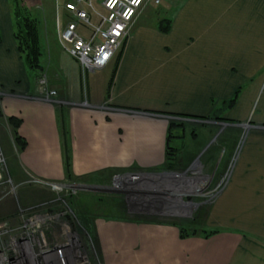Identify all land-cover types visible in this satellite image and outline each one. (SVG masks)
I'll return each mask as SVG.
<instances>
[{"label": "rangeland", "instance_id": "374dc122", "mask_svg": "<svg viewBox=\"0 0 264 264\" xmlns=\"http://www.w3.org/2000/svg\"><path fill=\"white\" fill-rule=\"evenodd\" d=\"M251 1L238 18L247 35L229 33L228 42L220 28L213 41L215 27L205 25L222 0H170L173 9L148 1L109 62L107 95L91 102L76 88L66 98L79 75L58 44L56 1L49 17V0H0V231L39 225L24 236L41 251L59 241L50 233L76 227L86 264H193L197 256L201 263L209 243L226 235L246 261L264 264V0ZM18 5L38 22V50L29 46L33 32L25 40L14 34ZM148 6L170 17L168 29L150 28ZM128 65V82L120 83ZM47 106L56 134L40 119ZM34 118L48 134H26ZM177 192H184L179 203ZM159 206L171 210L147 212ZM191 219L195 227H179ZM52 248L61 257L69 251Z\"/></svg>", "mask_w": 264, "mask_h": 264}, {"label": "built area", "instance_id": "2783aa9c", "mask_svg": "<svg viewBox=\"0 0 264 264\" xmlns=\"http://www.w3.org/2000/svg\"><path fill=\"white\" fill-rule=\"evenodd\" d=\"M69 0L56 12V34L60 48L84 70L104 68L128 38L130 25L143 6L159 0ZM15 256L0 248V261Z\"/></svg>", "mask_w": 264, "mask_h": 264}, {"label": "crops", "instance_id": "0c3cea01", "mask_svg": "<svg viewBox=\"0 0 264 264\" xmlns=\"http://www.w3.org/2000/svg\"><path fill=\"white\" fill-rule=\"evenodd\" d=\"M55 1L56 2L54 3V7H55V4L57 3L58 4L57 6L60 7L59 9H61L62 6L64 5V3L68 2L69 0H55ZM161 1L164 2V6H163L164 9H167V8L173 9L170 0H161ZM258 1L259 0L251 1L252 4L254 5V7L256 5L255 3H257ZM248 2H250V0H248ZM52 3H53L52 0H49V3H47L48 6L46 7V10L44 9L45 13L47 15H49V17L52 14L51 11L54 10ZM43 4L45 6V2ZM213 5L214 4L211 3L210 7L212 8ZM28 7H30V6H28ZM248 7L249 6L246 4V0H225V1L222 0L221 4L216 5L214 13L212 15H208V18L206 19V22H205L206 26H210L212 28L215 27L214 31L212 30L213 34L211 35V38H213V41H215L214 37L216 35H218L217 33H215L218 31L217 28L221 29V31H220L221 35L220 36H221V40L224 42H228L229 33L238 32V33H240V35H238V36H241L242 38H244L247 35L246 23H244L242 21L240 22V20H238V18L240 16L242 17V19L244 18L245 10H246V8L249 9ZM51 8H52V10H51ZM154 8H155L154 6H148L143 10L144 12L142 13V14L146 13L148 16L152 15L153 19L155 20L154 24H152L150 28H152V27L155 28V23L159 19V17L161 16L160 13L155 15V13L153 11ZM0 9H2L1 2H0ZM219 9H220V11H218ZM231 9L235 10L236 12L231 13V11H230ZM201 10H203L202 6L200 7V9H197L194 12V14L190 17L189 23L191 26H193V21L195 19H197L196 17H198L196 14H198V13L202 14L200 12ZM55 11H56V9H55ZM50 12H51V14H50ZM210 16H212V17H210ZM74 64L76 65V68H77L76 71L79 75L77 78L78 82L75 84V87H74V85L71 84L69 86V88H67L69 91V93H68L69 96L68 97L66 96V98L71 100L72 97L74 96L73 95L74 88H76L78 90V94L76 97L80 100H82V99L85 100V97L87 100V96L88 97L90 96L89 99L91 100V102H93L94 100H95V102H98V101L101 102L102 100H104L103 99L104 96L107 95L106 93H107V91H109V88H107L106 86L108 85L111 77L113 76L112 72L114 71V69H112V65L109 66V63H108V65L105 66L104 68L94 70V71H86L77 62H74ZM130 71H131V69L129 68V65H128V68H125L124 66H122V68L120 70V74H119L120 79H121L120 83L128 82L127 77L129 75ZM86 74H88V81H89L88 85H87L88 86L87 92L82 90V88H81L82 85H84L82 82V79L84 81H86V79H87V76H85ZM114 75H115V73H114ZM99 76H100V79H99ZM115 80H116V78H115ZM102 83L105 85L104 90H102V88H100ZM17 112L19 114H21L23 112V110H18ZM39 112H44L43 117L40 114V119L42 120L43 124L44 125H46L48 123L52 124L53 129L51 128V132H52V134H56V125H55L54 115H53V111H52L51 107L47 106V108L45 110H42ZM44 114L46 115V117ZM74 118L75 117H73V119ZM34 120H35V118L33 120H30L29 124H31ZM75 123L78 124L79 122L76 121ZM41 124L42 123L39 121V119L36 120L35 122L32 123V126H29V129L26 128V131H27L26 134H30V133H32V134H48L49 130L43 129L41 127ZM70 127H71V133H72L74 130V127H75V124L73 123L72 119L70 121ZM228 239L230 240V238H227L226 235H221L219 238H216L212 243H209V245L212 247V249H210V250L208 249L209 255H208L207 259L204 258V260H202L200 263V262H198V256H197V258L194 259L193 264H243V263L245 264V262L251 263V264H258L257 262L246 261L245 255L242 257V253H240L238 250H236L237 245L235 246V244H233V242L229 243ZM175 249L178 250V248H175ZM181 249H182V246H181ZM235 250H236V253H234ZM165 251L172 252V248H166ZM204 251L205 250L202 249L201 251H199L198 255ZM165 257H167V259H165V260L172 261L171 258H173V256L171 254L166 253Z\"/></svg>", "mask_w": 264, "mask_h": 264}, {"label": "bare ground", "instance_id": "6f19581e", "mask_svg": "<svg viewBox=\"0 0 264 264\" xmlns=\"http://www.w3.org/2000/svg\"><path fill=\"white\" fill-rule=\"evenodd\" d=\"M149 154H151V153H149ZM0 157H2V156H0ZM232 166H233V162H232L231 166L229 167V170H228L226 175H229L228 173L231 170ZM156 177L161 179V180H164V182H165V180H167V179H165L166 178L165 176L163 177L161 175H157ZM170 178L172 179L173 177H170ZM170 178H168V179H170ZM151 182L155 183V181H151ZM149 183L150 182H148V181L145 182L146 185ZM183 193L184 192H181V193L177 192L176 194L178 196V195H181ZM181 197H182V195H181ZM157 205H159V204L157 203ZM163 205H165V204H163ZM199 206L201 207V205H198V203H196L194 208L198 209ZM181 208L182 207H180L179 209H181ZM169 210H171V209H168L167 207L159 206V207H152V210H150V211L148 210L147 212H152L151 214L154 215L155 212L158 211L156 214L159 213L160 214L159 216H163L164 214H167V213H163V211H169ZM184 211L187 212V210H182L181 212H184ZM170 214H172V213L170 212ZM54 219L53 218L51 219V223L53 222ZM60 220H61V218H60ZM25 224L26 225L28 224V226H26L24 228V230L22 231L23 233L20 236L17 235L18 237L16 236L15 238H13L12 234L7 232L5 235L6 241L8 240V238L10 240H8V242L5 245L3 242H0V248L4 247V249H5V247H7L9 252L15 256V262L12 264H71L72 262H73L72 264H86L87 263L88 258H87V256L85 257V254H87V252H86L87 250L85 248H88V247H86V243H85L86 241L84 239H82V235L80 234V231L78 229H76V227L71 226V227H69V231L67 228L66 232H63L61 230L62 233L60 231H59L60 233L59 232H54L53 234L50 233V235H48V237H49L48 239H50V237L52 235L54 236V234H56V237L60 238L59 241L55 242V240L54 241L53 240H51V241L47 240V243H45L44 247H42L43 251H37V249L34 248L35 246L33 247V244L35 242L34 236L33 237L29 236L26 239V237L24 236V233H28L29 231H27V230H30L31 232L35 233V232H38L39 230H41V228L39 227L38 224H36L38 226H35L32 223L31 227H29V225H30L29 223L25 222ZM73 230L75 232H73ZM10 231H12V230L10 229ZM38 235H40V233H38ZM21 236H23L26 239L27 243L24 242L25 239L21 238ZM54 245L55 246L58 245L59 247H65L66 249H69V251L66 255L63 254L66 258H64V256L61 257L59 255L60 253H58V254L56 253V251H58V250H54L56 248H52ZM97 248H99V247H97ZM34 249H35V251H34ZM71 254L77 255V256L84 254L83 257H81V258H83V261L81 260V263H80L79 257H77V256H76L75 260H72L71 257L69 258V256H68V255L72 256ZM6 260L10 261L9 258H6Z\"/></svg>", "mask_w": 264, "mask_h": 264}, {"label": "trees", "instance_id": "16d2710c", "mask_svg": "<svg viewBox=\"0 0 264 264\" xmlns=\"http://www.w3.org/2000/svg\"><path fill=\"white\" fill-rule=\"evenodd\" d=\"M17 11H19V13L16 12V18L14 17V20H15V30H14L15 32H14V34L16 35V37H17V35L21 36V38H22L21 40H25V34L28 35L30 32H33V36H32L33 38L31 39V42H30L29 46L32 44L33 47L34 48H37V50H38L41 47L40 46V42L37 41V40H35V37H34V36H38V22L37 21L36 22L34 21L33 16H31L32 15L31 12H30V14H29V11H27L26 13H23L24 9H22L19 5H18ZM153 11H154L155 15H157L159 13H162L160 15L164 16V12H162L160 10V8H154ZM29 15H30V18L28 19L27 17ZM18 18H19V20H18ZM21 18H22V20H21ZM169 20H170V17H167V16H164V19H162L161 17H159V19L157 20L158 22H156V27L159 28V29H162V30L163 29H165V30L168 29L169 25L167 24V22H169ZM25 21H27V22L30 23V26H28V29L27 28L26 29L24 28L23 22H25ZM16 26H17V28H16ZM22 27L25 30H23ZM24 31L26 33H24ZM39 56L40 55H38V57ZM38 57L36 59H38ZM189 221H182L181 224H183V225H179V227L181 226V228L187 229L189 227H186V225H194V227H195V225L197 224L196 222H193L192 223V221H196V220H192L191 219V221L190 222ZM181 228H180V230H181ZM181 233L184 234L183 230L181 231Z\"/></svg>", "mask_w": 264, "mask_h": 264}, {"label": "flooded vegetation", "instance_id": "af4514ba", "mask_svg": "<svg viewBox=\"0 0 264 264\" xmlns=\"http://www.w3.org/2000/svg\"><path fill=\"white\" fill-rule=\"evenodd\" d=\"M69 182V181H68ZM66 200H68L69 202H71L68 198H66ZM47 208H49V207H47ZM47 210V209H46ZM51 211V210H50ZM42 213V212H41ZM13 231V230H12ZM7 232H10L11 233V231H8V230H6V231H0V242H3L4 243V245L8 242V240H10L9 238H8V240L6 241V233ZM13 232H15V231H13ZM23 232H21V230H17V234L16 235H14V233H12V237L13 238H15L17 235L18 236H20L21 234H22ZM24 235H27V233H24ZM28 235H32V232H28ZM17 236V237H18ZM21 237H23V236H21ZM21 239V238H20ZM2 243V244H3ZM41 251H43V250H41Z\"/></svg>", "mask_w": 264, "mask_h": 264}, {"label": "water", "instance_id": "95a60500", "mask_svg": "<svg viewBox=\"0 0 264 264\" xmlns=\"http://www.w3.org/2000/svg\"><path fill=\"white\" fill-rule=\"evenodd\" d=\"M11 166V165H10ZM14 169H16L17 170V165L14 167ZM179 196V197H178ZM177 197L179 198L177 201H178V203H179V200L181 199L180 197H181V195H178ZM188 205H190L191 207H192V204H188ZM176 209H178V206H176ZM176 211V210H175ZM191 215V214H190Z\"/></svg>", "mask_w": 264, "mask_h": 264}]
</instances>
